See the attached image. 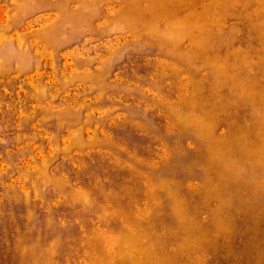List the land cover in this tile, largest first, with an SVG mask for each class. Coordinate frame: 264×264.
Segmentation results:
<instances>
[{
	"label": "rangeland",
	"instance_id": "obj_1",
	"mask_svg": "<svg viewBox=\"0 0 264 264\" xmlns=\"http://www.w3.org/2000/svg\"><path fill=\"white\" fill-rule=\"evenodd\" d=\"M0 264H264V0H0Z\"/></svg>",
	"mask_w": 264,
	"mask_h": 264
}]
</instances>
